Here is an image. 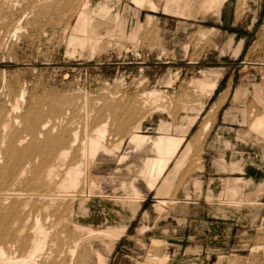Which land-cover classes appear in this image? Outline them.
<instances>
[{"label":"rangeland","instance_id":"rangeland-1","mask_svg":"<svg viewBox=\"0 0 264 264\" xmlns=\"http://www.w3.org/2000/svg\"><path fill=\"white\" fill-rule=\"evenodd\" d=\"M156 1L154 22L148 24L147 17L148 26L138 32L148 9L138 14L132 0H89L91 26L98 24L90 27L98 36L95 49L68 46L70 37L81 34L73 29L80 0L71 19L62 8L52 22L50 15H41L42 25L23 21L14 36L0 30L6 37L0 38V102L9 104L13 95L6 88L20 82L41 97L63 98L64 120L79 128L81 139L94 137V129L108 120L107 148L122 143L113 154L99 152L93 160L78 155L73 161L83 165L69 199L74 213L57 215L55 232L71 239L87 234L79 249L84 257L78 252L76 264H100L97 254L103 264H264V134L258 139L261 133L250 132L264 117V0H226L207 14L193 4L191 16L165 12V0ZM205 70L221 72L212 97L200 91ZM152 89L163 97L147 104L142 96ZM190 123L187 139L196 135V140L185 164L167 193L150 191L141 171L144 160L155 155L154 139L179 135ZM165 124L169 131L162 130ZM136 132L152 142L136 147L130 142ZM123 155L128 157L120 162ZM222 157L242 171L217 166ZM232 177L243 178L234 199L224 190ZM134 187L139 201H133ZM88 227L109 232L90 235Z\"/></svg>","mask_w":264,"mask_h":264},{"label":"bare ground","instance_id":"bare-ground-1","mask_svg":"<svg viewBox=\"0 0 264 264\" xmlns=\"http://www.w3.org/2000/svg\"><path fill=\"white\" fill-rule=\"evenodd\" d=\"M76 1L78 0H0V30L10 33H7V35L9 34L11 36L12 34L14 36L19 28H22L21 23L23 21H26L29 25H42L41 15H50L52 22V19H56L54 17L56 15L55 11L57 9L61 10L62 8L64 13H67V18H69L68 15L73 12L74 8H77L75 7ZM134 1L135 5L137 4L139 7H144L146 2L151 9H155L156 6V4L151 3L152 0L151 2H149L150 0ZM171 1L170 3L172 5L168 2V7L169 5L170 7L165 9H169L172 13L177 12L179 16H191L190 11L186 12L188 9L186 5L184 9L182 7V10H178V7L183 4L177 7L179 0ZM202 1L201 6L199 5L200 9L203 6L202 12L207 14L209 11L218 10L219 6L221 7L226 0ZM89 3V0H80L79 2V9L74 19L76 21V27L73 29L83 34V37H79L81 34L79 35L76 31L75 33L78 36L73 34L74 36L68 39L69 44H67L71 48L73 46L84 50L94 45L93 38L98 40V36H96L97 32L93 28L90 30V27L98 24L91 26L94 18L93 15L89 14ZM165 11L168 12L167 10ZM117 15L119 14H116V18H118ZM150 16L152 15H148V24H152L153 22V16ZM147 23L142 24L141 22L139 27L148 26ZM51 24L54 25L53 23ZM39 25L38 27H40ZM202 32V36H205L207 33V31L206 33L204 31ZM4 38L6 37L4 36ZM4 38L2 37V40ZM95 43L98 42L96 41ZM94 46L92 49L96 48V45ZM76 49L75 51L77 52L78 50ZM71 52H73L72 49ZM19 83L18 86L16 84L17 87L8 86L6 88L9 96L10 94L13 95L12 100H7L10 105L5 101H2L3 103L0 102V264H76V258L82 246V237L87 234L85 233L83 236L81 234L78 238L71 239L69 236L63 237V235L55 232L57 226L59 227L57 224L58 219L56 221L55 217L57 215L61 217L60 214L65 210L69 212V209H72V213H74V204L71 205L69 199L73 189L80 182L82 176V160L80 163L73 161H76L75 158L78 155L87 154L89 160H93L99 152H115L120 149L122 143H116L117 145H113V149L107 148L106 140L109 135L108 120L94 129V137L90 136L88 141L81 139L79 128L71 125V123L67 122L68 120H64L63 115H65L66 102L63 98L57 95L53 96V94L49 97L47 95H45L46 97H41V92L39 94H33L31 93L34 91L33 89L31 91L25 84L21 83L19 85ZM198 83L201 93H206L209 96L218 82L209 83L204 79H198ZM9 85H11L10 82ZM112 97L119 99L120 95L115 93ZM142 97L147 104L149 102L151 104V100L153 102L159 101L163 95L159 91L152 89L143 93ZM10 98L8 97V99ZM68 98L71 99L70 96ZM130 99L134 100L132 97ZM44 106L48 108H44ZM201 106V110H203V103ZM161 108H164V105ZM201 110L200 112H202ZM71 122L73 121L71 120ZM210 125L211 121L209 119L204 123L203 131L206 132ZM170 127V124L162 125L164 131H169ZM254 130L261 133L259 136L264 134V117L259 120L256 119ZM182 131L184 130L182 129ZM130 140L138 146L152 142L149 136L138 132L131 135ZM184 140L185 137L182 136L162 133L153 141L155 155L147 157L144 160L142 164L144 171H141V176L147 178L150 188L153 189L157 181L163 177ZM196 142L198 144V141ZM127 157V155L121 156L120 162L125 161ZM63 198L65 199L64 203L62 201ZM75 198L77 197L75 196ZM134 200L138 199L134 198ZM121 230L118 231L119 234L121 232L123 234L126 228ZM114 231L112 230V232ZM108 232L88 227V233L90 235L101 233L108 235ZM90 235L88 234V236ZM81 252L82 255L84 252L83 250ZM101 256L97 254L99 259L98 263L103 264L104 261Z\"/></svg>","mask_w":264,"mask_h":264},{"label":"crops","instance_id":"crops-1","mask_svg":"<svg viewBox=\"0 0 264 264\" xmlns=\"http://www.w3.org/2000/svg\"><path fill=\"white\" fill-rule=\"evenodd\" d=\"M171 1V0H170ZM170 1H166L165 0V7H164V11L165 10H167L168 12H170L169 11V9H165V8H167L168 7V2H169V4H171V3H173V1H171V3H170ZM181 1V2H180ZM185 1V2H184ZM132 2L135 4V1L134 0H132ZM149 2H151V0L149 1ZM203 1L202 0H179V3H178V5H177V7L180 5V4H183L182 6L180 5L177 9L178 10H182V9H184V6L186 5V7H188V11L186 10V12H191V10H192V6H193V4H197L198 5V8H199V10L200 11H203L202 9H203V6H202V9H200V6H201V3H202ZM151 3H153L154 5L156 4V6H155V9H156V11H155V9L154 8H152L151 9V7L148 5V3L146 2V4H145V6L144 7H139V6H137V4H136V7H137V10H139V11H141V10H144V9H148V12H147V14H146V17H145V20L143 21H139L138 23H137V27H136V29H134V30H137L138 28H139V25H141V22H142V24L143 23H145V21L147 20V17H148V15H152V16H150V17H152V19H153V22H154V20H155V18H156V16H155V14H153V12H158V10L160 9V7H159V4H158V2L156 1V0H152V2ZM186 3H188V4H186ZM224 3V2H223ZM172 5V4H171ZM187 5H189V6H187ZM200 5V6H199ZM223 5V4H222ZM221 5V6H222ZM158 6V7H157ZM169 7H170V5H169ZM168 7V8H169ZM183 7V8H182ZM182 8V9H181ZM220 8L221 7H219V9L218 10H220ZM154 10V11H153ZM176 10V9H175ZM177 10V11H178ZM139 11H138V14H139ZM166 12V11H165ZM173 13H175V14H177V12H173ZM118 14V13H117ZM186 14H188V13H186ZM179 15V14H178ZM118 16V19H120V16L119 15H117ZM181 16V15H180ZM210 29H213V28H210ZM204 72V77L203 78H201V79H205V80H207V81H210V82H218L217 83V86L215 87V89L213 90V92H212V94H211V96L210 97H212V95L215 93V91H216V89L218 88V85H219V82H220V77H221V72H219V71H207V70H205V71H203ZM222 78V77H221ZM229 89H230V87H227V88H225V90L222 92L223 94H222V99H221V102H223L224 101V97H225V95L228 93V91H229ZM235 93H236V91H235ZM234 96H235V94H234ZM231 112V111H230ZM229 112V113H230ZM192 121V120H191ZM243 121H245V119L243 118ZM183 123H185L184 124V127L185 126H187L188 124H186L187 123V121H185V122H183ZM188 123H189V121H188ZM193 125V124H192ZM191 123H190V126H188L187 127V129L186 130H184L181 134H179V135H177V136H182V137H185V140H184V142H183V144H182V146L180 147V149H179V151H178V153H177V155L175 156V158L172 160V162L170 163V165H169V167L167 168V170L165 171V173H164V175H163V177L161 178V179H159L158 180V182L156 183V185L153 187V189L152 188H150L148 185V188L150 189V191H153L154 189H157L158 190V193L159 194H163V193H167L168 192V190L170 189V187H171V184L173 183V181H174V176H175V174L181 169V167L185 164V162H186V160H187V158H188V155L190 154V152L192 151V148H193V144H194V142H195V136L196 135H194L192 138H189V139H187V135H188V133H189V131H190V128H191ZM255 125V124H254ZM161 128H162V126H161ZM163 130V129H162ZM188 130V131H187ZM250 132H253V133H255V134H257L256 133V131L254 130V126H253V129H251L250 128ZM145 135H147V136H149L148 134H145ZM149 137H151V136H149ZM257 137H258V139H259V135L257 134ZM155 140V139H154ZM131 142V141H130ZM132 143V142H131ZM134 144V143H133ZM135 145V144H134ZM136 146V145H135ZM190 146V147H189ZM137 147V146H136ZM182 150V151H181ZM102 153H104V154H113L114 152H112V153H106V152H102ZM216 164H217V166H219V167H221L222 169H224V170H227V169H229V170H232V171H242V167L237 163V162H235V161H231L229 164H226V162H225V160H224V158L222 157V158H219V159H217L216 160ZM242 177H232V178H228L227 180H226V186H225V194L226 195H228L229 197H231L232 199H234L239 193H240V191H241V189H242V185L240 184V182L242 181ZM164 182V183H163ZM164 188V189H163ZM195 188H196V192L197 193H201V182L199 181V180H196L195 181ZM133 191V196H132V198L134 199H138V200H133V201H139V196H140V192H139V190H138V188H136V187H134V189L132 190ZM208 196H212V193L211 192H209V194H208ZM161 199V202H168V200L165 198V197H162V198H160ZM158 202H160L159 200H158ZM161 211V210H160ZM145 228V227H144ZM157 240H159V239H157ZM161 241V240H160ZM187 251H191V249H188ZM194 261V260H193Z\"/></svg>","mask_w":264,"mask_h":264}]
</instances>
